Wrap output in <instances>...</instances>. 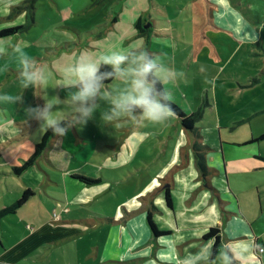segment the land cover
<instances>
[{
    "label": "crops",
    "instance_id": "obj_1",
    "mask_svg": "<svg viewBox=\"0 0 264 264\" xmlns=\"http://www.w3.org/2000/svg\"><path fill=\"white\" fill-rule=\"evenodd\" d=\"M23 1L0 0L1 31L9 29L6 21ZM150 1L148 7L149 0H133L127 11L131 19H114L117 31H109L101 40L110 43L108 48L95 43L83 52L96 58L113 47L126 49L135 44L160 56L178 73L177 79L166 85L182 106L175 105L188 117L201 113L193 129H187L175 113L171 121L181 138L177 144L173 140L172 150H165L166 165L155 166L157 174L147 185L145 174L150 166L91 169L86 166L90 164L77 159V153L68 156L64 137L56 143L55 136L46 154L24 173L15 174L14 168L32 157L48 131L36 142H21L29 136L35 138L33 120H27L25 108L43 106L47 95L44 82L39 86L41 97L28 102L38 84L23 88L19 77L22 64L15 51L20 49L24 29L38 24L36 8L34 17L19 19L24 23L17 26L21 32L0 39L1 45L8 47L0 50L1 95L22 97L16 101L22 113L19 118L9 109L10 100L0 102V211L18 205L15 215L28 213L30 219L28 225L21 224L23 237L16 238L9 248L1 239V235L6 237L5 221L0 222V264H264V252H258V247L264 249V139L259 140L264 130L252 129L238 138L229 134L237 127L227 124L252 125L264 115L260 101L264 88V0H178L176 6L172 0ZM45 34V28L40 30L33 38L38 40L35 45ZM65 52L69 51L61 58ZM38 53L28 56L38 62L42 58ZM68 57L66 63L75 61L70 52ZM237 58L241 68L231 69ZM62 72L63 68L54 66L46 72L47 81L51 76L62 85ZM63 89L69 92L65 86ZM7 110L11 113L8 119L3 114L7 115ZM146 136V130H130L129 147L135 151ZM66 138L78 144L82 136L77 140L72 129ZM249 147L258 152H248ZM238 149L244 152L237 158L241 155ZM168 153L174 157L168 158ZM209 153L215 165L208 164ZM198 155L204 157L206 170ZM75 173L100 182L87 185L73 176ZM58 209L61 216L56 221L52 214ZM153 225L161 234L155 233ZM212 228L220 231L216 255V239L208 237Z\"/></svg>",
    "mask_w": 264,
    "mask_h": 264
},
{
    "label": "rangeland",
    "instance_id": "obj_2",
    "mask_svg": "<svg viewBox=\"0 0 264 264\" xmlns=\"http://www.w3.org/2000/svg\"><path fill=\"white\" fill-rule=\"evenodd\" d=\"M25 1L26 0L20 4L17 3L18 6L13 8L12 12L14 18L11 17L6 21L7 24H10L7 28L10 29L17 26L22 27L24 23L19 19L24 16H29V10L24 8ZM145 1L146 0H144V2ZM126 2L128 4H126ZM172 3L174 6H176L179 2L178 0H172ZM34 4L36 8L38 24L36 26L34 24L29 25L26 30L24 29V36H22L19 41L20 49L28 55L32 54L33 56H35V51H39L38 54L41 55L42 58H40L36 64L47 72L54 69V66L64 68V66L68 64L75 63L84 50L90 49L89 46H92L91 44L95 46V43H100L103 48H108L110 43L108 44L102 42L101 40L108 37L105 35H107L109 31H117L115 29V23H112L114 22V19H131L132 15L131 13H127V11L128 9L132 8L133 0H35ZM148 4V7H150V0ZM61 7L63 11L60 10ZM85 8L88 9L82 12V10ZM178 12H180V10H178ZM13 19L18 20V23H15V20ZM44 28L47 30L48 34H45L46 36L43 41H40L35 45L36 41L38 42V40L33 38L38 36L40 30ZM64 40H67V42L64 43ZM59 41H61V45L58 47L60 43ZM1 47L3 49H8V47H3L0 42V50ZM28 47H31V50L24 49ZM61 48H63L64 51H69L72 54V57L75 56V61L66 63V60H70L68 57L69 52H65V55L61 58V56L64 54V51H58L61 50ZM111 50H114V47ZM10 60L14 61L13 58H10ZM233 61L234 62L232 63L231 69H233L234 66H236V68H241V63L238 58ZM49 78H51L50 81H45L47 90L46 96L49 98L58 97L62 101L66 99L68 92L63 89V86L59 82L57 83L54 81L51 76H49ZM243 81L244 79H242L241 83H244ZM121 83L122 82L117 81L113 87L118 88L121 86ZM39 86L40 84H38V88L33 96L29 97L28 102H30L33 97H41V89ZM37 93L40 94L37 95ZM261 94L262 96L260 97V101L264 107V88L261 90ZM11 97H13V99L10 100L11 106L9 109H11L14 117L19 118L22 116V113L20 112L18 105H16L17 102L15 97ZM174 102L182 106L176 98H173V104L175 105ZM28 107L35 106L29 105ZM57 108H62V105L57 106ZM229 108L232 111L235 110L233 107ZM250 109L251 112L254 110L252 106ZM3 114L7 119L11 116L10 110H7V115L4 112ZM56 115L66 117L67 113L61 110L58 111ZM41 123L42 122L40 121L36 120L35 122V120H33L31 132L34 134L35 138H30L29 136V138H23L21 142H36L38 139L37 137L42 136V134L46 131V129H41ZM207 124L210 123L207 122ZM227 124L229 127H237L234 132L229 131V134H236L238 138H240L245 135V132H250L252 129L256 132L264 130V115H261L258 120L252 123V125L244 124L242 127H240L235 124L233 125L231 122ZM25 128L28 129L27 126ZM140 129L146 130L147 136L145 139H143V143L140 144L139 148L137 147V149L133 151L129 147L127 132L130 130L137 131ZM176 130L177 128L174 127L173 121L168 123L152 124L148 121H139L134 117L132 119L125 118L123 120L120 119L113 121L109 126H106L101 124L100 113L97 112L95 117L89 120L87 124L73 128V131L77 133V140H79V136H82V139L81 141L79 140L78 144H73L69 138L65 139V137L63 141L61 138H57L55 141L56 143L58 141H62L64 144L63 149L66 150V154L68 156H73L77 153V159L85 164H90L86 166L91 169L100 168L102 165H148L150 166V169L145 174V184L147 185L148 180L157 174V169L155 166L166 165V163L163 162L165 150L173 149L171 145L173 140H175L176 144L179 142L181 137L177 134ZM226 132L228 131L225 130V133ZM108 145L111 146L109 149ZM169 145L171 146L169 147ZM261 147L262 154L264 155V143H262ZM249 148L251 149L248 152H258L256 147ZM238 150L239 151L236 152H239L241 155H238L237 158L242 156L244 152L242 149ZM46 153L47 151L44 154ZM173 155L174 154L168 153L166 156L168 158H173ZM211 155L212 153L208 154L209 159ZM208 164L215 165L216 161L212 162L210 159ZM121 173L122 172H120V174ZM29 176L31 175L29 174ZM73 176L84 177L79 173H75ZM135 178L131 180L133 183L137 181V178ZM70 192L72 198L73 193L71 189ZM75 210L79 213L81 211L78 209ZM72 212L75 214L73 210ZM52 216L56 221H58L61 216L60 210L58 209L55 211ZM6 218L7 219H4V233L6 237L4 239L1 235V239L4 242L5 247L9 248L10 245L16 242V238L23 237L24 228H22L21 224L25 222L28 225L30 219L28 217V213L24 214V212L20 215L11 214Z\"/></svg>",
    "mask_w": 264,
    "mask_h": 264
},
{
    "label": "clouds",
    "instance_id": "obj_3",
    "mask_svg": "<svg viewBox=\"0 0 264 264\" xmlns=\"http://www.w3.org/2000/svg\"><path fill=\"white\" fill-rule=\"evenodd\" d=\"M15 51L22 64L19 77L23 88L42 86L48 74L27 53L19 48ZM105 66L107 69L102 71ZM177 77L170 63L135 44L106 51L96 58L81 53L75 63L63 68L62 85L69 89L67 98L62 101L45 96L43 106L25 108L26 118L42 122L41 129L51 131L57 138L87 124L97 112L101 124L106 126L136 116L152 124L168 123L174 118L175 109L172 91L166 85ZM106 81L122 83L117 88ZM12 99L0 95V101ZM21 99L15 97L16 101ZM60 105L62 108H57ZM61 110L67 113L66 117L56 115Z\"/></svg>",
    "mask_w": 264,
    "mask_h": 264
},
{
    "label": "trees",
    "instance_id": "obj_4",
    "mask_svg": "<svg viewBox=\"0 0 264 264\" xmlns=\"http://www.w3.org/2000/svg\"><path fill=\"white\" fill-rule=\"evenodd\" d=\"M34 3H35V0H27L25 2L24 8L29 10V16H31V17H34V14H35V4ZM138 28H139V30L142 29L140 23L138 24ZM21 31H22L21 27L2 30V31H0V39L14 36ZM106 69H107V66H105L101 70L104 71ZM111 82L112 81H106V83H111ZM159 86L162 87V85H159ZM173 107L175 109V113H177L182 118L183 125L187 129H193L196 122H197L196 120L200 116L201 113L198 112V113L188 117V116H185L178 109V107L175 106L174 104H173ZM53 137H54V135L52 134V132L47 131L46 134L44 135L42 141L37 145L36 151L32 155V157L23 166L14 168L15 174L20 175V174L24 173L29 167H31L46 152L48 144ZM263 139H264V135L259 140H263ZM197 152H198V149H197ZM198 158H199V164L201 165V168L206 170V166H205L206 163H205L204 157L202 155H198ZM77 178L87 185H93V184L100 182L99 180H91L90 178H87V177H77ZM168 201L170 203V195L168 196ZM17 210H18V205H13L11 207H8V208L1 210L0 211V222L3 219H5L6 217H8V215L15 214ZM153 227H154V225H153ZM154 231L157 234H161L155 229V227H154ZM219 234H220V231L217 228H212L209 235H208V237L216 239L214 255H216V252H217V249H218V246L220 243V235Z\"/></svg>",
    "mask_w": 264,
    "mask_h": 264
},
{
    "label": "built area",
    "instance_id": "obj_5",
    "mask_svg": "<svg viewBox=\"0 0 264 264\" xmlns=\"http://www.w3.org/2000/svg\"><path fill=\"white\" fill-rule=\"evenodd\" d=\"M258 252H259V253H263V252H264V249H263V248H260V247H258Z\"/></svg>",
    "mask_w": 264,
    "mask_h": 264
}]
</instances>
